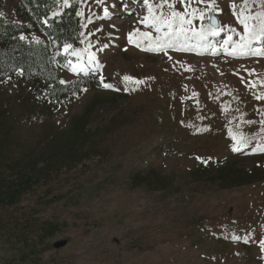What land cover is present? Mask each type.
I'll return each instance as SVG.
<instances>
[{
    "label": "rangeland",
    "instance_id": "1",
    "mask_svg": "<svg viewBox=\"0 0 264 264\" xmlns=\"http://www.w3.org/2000/svg\"><path fill=\"white\" fill-rule=\"evenodd\" d=\"M219 1L226 30L209 38L217 47L229 34L238 39L227 27L242 31L231 9L241 0ZM21 2L3 0L2 16L28 24L17 13ZM77 5L84 12L80 23L93 22L81 27L88 40L76 48L90 41L102 67L62 68L64 85L75 92L61 99L19 73L0 81V180H13L99 97L107 102L94 111L90 128L100 133L83 150L94 159L51 170L15 207L1 198L0 264H264V153L256 151L264 145V100L256 99L264 95V58L136 49L129 32L159 35L140 23L145 6L105 18L96 0ZM250 6L260 11L261 0ZM35 24L39 32L25 35L26 42L38 37L55 60L76 63ZM253 69L256 75H249ZM125 75L146 83L125 82ZM101 76L113 89L101 85ZM230 130L248 137L242 151H233ZM229 162L260 172L261 180L226 190L208 177L195 180L196 169ZM147 175L153 177L148 186L134 180ZM52 225L61 228L40 240Z\"/></svg>",
    "mask_w": 264,
    "mask_h": 264
},
{
    "label": "trees",
    "instance_id": "2",
    "mask_svg": "<svg viewBox=\"0 0 264 264\" xmlns=\"http://www.w3.org/2000/svg\"><path fill=\"white\" fill-rule=\"evenodd\" d=\"M2 5L3 0H0V13H2ZM54 7V0H22L17 13L28 24L14 23L0 16V81L18 74L22 69L26 79L40 83L49 94L54 93L56 99H61L75 92L72 90V85L59 83L62 80L61 70L66 60L61 56L55 60L51 47L45 46L44 43L37 45L19 40L20 35L38 33L39 30L34 25L40 23L41 28L48 33L49 38L59 49L64 42L73 43L77 47L82 30L76 15L78 5L74 4V7L65 9L61 18L51 20L50 8ZM45 18L50 19L51 26L42 24ZM105 102H107L105 98H95L83 114L74 119L71 127L54 137L49 146L39 156L33 158L29 165L21 167L18 170L19 174L13 180H0V200L2 198V202L9 207H15L26 191L34 189L43 179L49 178L47 175L51 170L58 172L93 160V155L84 154L83 150L100 133L97 129L90 128V121L96 108ZM56 159H59L60 164L54 162ZM259 173L256 170L239 168L236 163L229 162L220 169L210 166L198 168L193 175L195 180L211 178L213 183L226 190L260 181ZM45 176L47 177L44 178ZM151 176H136L134 180H139L141 185L148 186L153 179ZM167 183L161 182L163 188L168 187ZM60 228L59 225H52L44 229L40 240L53 236Z\"/></svg>",
    "mask_w": 264,
    "mask_h": 264
},
{
    "label": "snow or ice",
    "instance_id": "3",
    "mask_svg": "<svg viewBox=\"0 0 264 264\" xmlns=\"http://www.w3.org/2000/svg\"><path fill=\"white\" fill-rule=\"evenodd\" d=\"M75 2L80 4L82 0H75ZM96 2L102 4L104 0H96ZM177 2L185 8L184 11L176 9ZM253 2L254 0H241L239 6L235 2L231 4L232 14L235 16L237 23L242 26V31L236 32L234 28L227 27V31L235 33L238 39L234 40L233 35L229 34L227 39L217 47L209 38L220 36L226 30V26L222 25L217 15L222 11L218 0H195L197 5L195 7L192 6L193 0H143L147 15L143 16L140 23L154 28L159 35L154 38L151 32H141L136 29L128 33V43L139 48L142 41H147L149 46L144 48V51L163 52L165 54H167L168 49L177 51H196L199 49L201 55L205 51L211 50L213 55L219 51H224L231 57L264 58V0H261V10L256 12L250 6ZM54 4L55 7L50 8L51 20L61 18L64 14L63 9L74 7L72 0H54ZM200 5H203V7H200ZM112 7H115V5H112ZM2 15L3 13H0V16ZM76 15L84 17V12L82 10L78 11ZM110 15L109 9L105 7L104 17L107 18ZM195 21H199V24L194 23ZM92 22L91 17H89L86 23L81 24V27L87 28L88 24ZM42 23L51 26L49 18L43 19ZM135 37H139V39H135ZM27 39L25 35L19 36L21 41ZM33 39L37 45L43 43L38 37ZM86 40H88V37L85 36L84 32H81L79 42L85 44ZM61 47L65 58L69 56L76 58V63L67 59L64 64V67L70 68L74 73H86L93 68L99 70L102 67L96 52L91 50L92 44L90 41L85 48H76L70 42H64ZM103 47L107 48L108 45L105 44ZM60 54L58 51L57 55ZM19 75H24L22 69ZM249 75H256L255 70L249 71ZM123 80L135 85L146 83L144 80H136L128 75H125ZM59 83L65 84L66 82L60 80ZM100 83L105 89H113L114 87L113 84L106 83L103 76L100 77ZM259 84L264 85V80H260ZM256 86L255 82L249 83L250 88ZM116 90L119 91V89ZM83 91H87V89ZM256 99L264 100V95H257ZM248 123H252V121H248ZM229 135L234 141L232 144L233 151L240 152L248 146L249 139L243 133H235L230 130ZM256 151L264 153V145L259 146ZM234 239L238 241L241 237L237 236ZM260 244L261 248L264 249V240Z\"/></svg>",
    "mask_w": 264,
    "mask_h": 264
},
{
    "label": "bare ground",
    "instance_id": "4",
    "mask_svg": "<svg viewBox=\"0 0 264 264\" xmlns=\"http://www.w3.org/2000/svg\"><path fill=\"white\" fill-rule=\"evenodd\" d=\"M134 4H136V6L138 8H144L143 0H104V3H102L103 8L108 6L107 8L110 9L109 6H112V5L117 6L114 9L112 8L111 10H109L110 14H112V13L117 14V12H119V11L123 13L125 10H130L131 11L133 9ZM175 6H176L177 10H180V11H184L185 10V8L182 5H179V4L176 3ZM115 11H117V12L115 13ZM194 23H196L197 25L199 24L198 21H195ZM126 24H129V26H132V27L135 26V23H132L130 21H127ZM141 32H143V31H141ZM135 39H139V37H135ZM127 42H128V36H127ZM146 44H147V41H142L141 42V47L142 48L143 47H145V48L148 47ZM132 46L135 47L136 49L138 48L134 44Z\"/></svg>",
    "mask_w": 264,
    "mask_h": 264
}]
</instances>
